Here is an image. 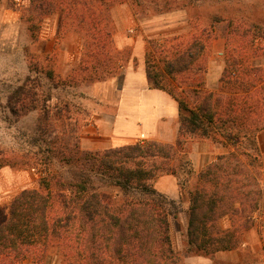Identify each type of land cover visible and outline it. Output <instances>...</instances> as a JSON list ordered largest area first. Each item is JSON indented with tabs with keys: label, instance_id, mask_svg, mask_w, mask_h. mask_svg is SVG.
Returning <instances> with one entry per match:
<instances>
[{
	"label": "trees",
	"instance_id": "1",
	"mask_svg": "<svg viewBox=\"0 0 264 264\" xmlns=\"http://www.w3.org/2000/svg\"><path fill=\"white\" fill-rule=\"evenodd\" d=\"M112 2L32 0V8L42 13L33 10L30 21L47 16L51 6L61 8V22H69L83 41L76 73L84 81L99 80L116 72L113 33L107 24ZM36 26L33 21L30 30ZM213 34L214 29L203 30L186 46L162 47L159 53L156 47L146 53L150 85L168 92L179 104V136L173 145L151 141L85 151L79 145L81 127L74 120L80 105L59 95L53 111L44 109L37 138L53 128L45 152H50L52 164L57 158L59 167L41 179L37 189L23 190L13 198L0 224V264H47L54 246L62 249L57 255L60 264H181L171 237V219L178 217L180 203L154 187L164 173L177 176L182 191L197 175L188 190L187 252L210 256L240 247L264 196L260 146L264 73L246 45L230 46L218 90L204 88L187 73L206 53ZM257 38H264V28L258 29ZM48 73L52 77L51 70ZM30 96L25 84L14 89L9 96L11 110ZM84 113L87 118L89 113ZM191 136L211 140L229 152L195 174L192 164L184 162ZM181 173L189 180H182ZM225 220L229 227H223Z\"/></svg>",
	"mask_w": 264,
	"mask_h": 264
},
{
	"label": "rangeland",
	"instance_id": "2",
	"mask_svg": "<svg viewBox=\"0 0 264 264\" xmlns=\"http://www.w3.org/2000/svg\"><path fill=\"white\" fill-rule=\"evenodd\" d=\"M31 2L0 0V163L4 165L0 168V224L7 218L16 195L23 190L37 189L41 179L50 171L57 173V158L52 164L48 160L50 152H45L52 141L53 128L47 131L46 122L41 121L46 132L37 138L39 116L44 109L53 111L59 95L63 101L80 105L74 120L78 128L81 127L82 138L88 129L93 107L101 108L99 101L92 97L91 90L101 82L106 85V81L116 77L122 67L133 60V48L122 51L117 49V30L124 39H143L147 43V51L157 47L156 53H159L162 47L186 46L191 37L201 34L203 30L210 32L214 29L206 53L194 64V69L187 73L202 81L208 91L218 90L219 76L225 68L227 54L232 46L239 49L246 45L250 55H255L254 63L264 73V38L256 39L258 29L264 28V0H169L168 5L165 0H114L108 8L107 24L113 33L112 62L116 72L91 81H84L76 73L84 52L83 41L72 30L69 22H61L60 14L63 10L51 6L47 16L30 21L33 10L42 13L39 8H32ZM33 21L37 26L31 31ZM233 29L237 31L233 33ZM122 59H125L124 63ZM48 70H51L52 77ZM72 75L76 78L73 79ZM57 81L61 84L58 88ZM23 84L32 91V96L24 103L17 104L12 111L9 96ZM104 87L115 89L116 81ZM81 93L85 97H81ZM104 106L106 111L111 110L107 103ZM84 110L89 113L87 118ZM53 125L57 129V124ZM187 139L184 162L192 164L195 174L214 162L219 155L229 152L228 148L211 140L197 136ZM79 145L87 151L81 140ZM260 146L264 161V132L260 136ZM178 164V161H174V165ZM167 176L175 178L177 187H170L169 181L165 180L168 187L163 188L167 190L158 191L180 203L178 217L171 219V237L181 264H264V196L253 215L254 226L245 233L238 249L210 256H194L187 252L186 236L188 190L196 183L197 175L189 180L186 174L181 173L182 180H189L185 183L184 191L179 185V178L166 173L154 181V187ZM229 226L230 222L225 220L223 227ZM61 251L60 247H52L47 264H60L57 255ZM25 264L33 263L29 261Z\"/></svg>",
	"mask_w": 264,
	"mask_h": 264
},
{
	"label": "crops",
	"instance_id": "3",
	"mask_svg": "<svg viewBox=\"0 0 264 264\" xmlns=\"http://www.w3.org/2000/svg\"><path fill=\"white\" fill-rule=\"evenodd\" d=\"M117 49L122 51L133 48V60L122 67V70L106 85L114 84L115 89L105 88L103 83L91 90V95L98 102L92 109V117L88 129L81 142L87 150H105L135 144L138 142H159L173 145L179 136V104L168 92L150 85L145 65L147 43L141 39H124L117 30ZM123 63L125 59H122ZM223 73V71H222ZM222 74L220 73L219 78ZM220 81V79H219ZM112 92V93H111ZM109 94V95H108ZM108 104L110 111H106ZM177 187L172 176L162 178L157 190ZM168 187V186H166Z\"/></svg>",
	"mask_w": 264,
	"mask_h": 264
}]
</instances>
